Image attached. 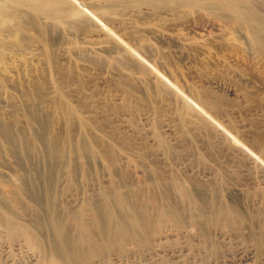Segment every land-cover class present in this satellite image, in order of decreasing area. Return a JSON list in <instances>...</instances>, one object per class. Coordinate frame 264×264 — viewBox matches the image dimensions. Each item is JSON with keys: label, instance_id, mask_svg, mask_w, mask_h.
Wrapping results in <instances>:
<instances>
[{"label": "rangeland", "instance_id": "1", "mask_svg": "<svg viewBox=\"0 0 264 264\" xmlns=\"http://www.w3.org/2000/svg\"><path fill=\"white\" fill-rule=\"evenodd\" d=\"M233 6L264 27V0H0V264H264V42Z\"/></svg>", "mask_w": 264, "mask_h": 264}, {"label": "bare ground", "instance_id": "2", "mask_svg": "<svg viewBox=\"0 0 264 264\" xmlns=\"http://www.w3.org/2000/svg\"><path fill=\"white\" fill-rule=\"evenodd\" d=\"M242 7V6H241ZM233 8V10H235L236 11V14L238 15V16H240L239 18H242V19H244V18H250V19H252L253 21H255L256 22V24H255V26H256V29H257V31L259 32V36H260V39H261V41L262 42H264V37L262 38V33H264V27H263V25H262V23L261 22H259L258 21V12H256V11H253V10H245L244 8L242 9V8H240V6H239V8H238V6L236 7V6H233L232 7ZM238 8V9H237ZM250 8H252V7H250ZM249 8V9H250ZM51 155V154H50ZM123 200V199H122ZM124 201V200H123ZM122 202V201H121ZM125 202V201H124ZM127 202V201H126ZM124 204V203H123ZM126 204V203H125ZM125 204L123 205V208L124 209H127L126 208V206H127V204H126V206H125ZM125 206V207H124ZM130 209V208H129ZM222 211V210H221ZM108 212V211H107ZM108 213H110V212H108ZM223 213H225V212H223ZM136 215H138L137 213H135ZM222 214L220 213L219 214V216H221ZM106 216H107V223H105L104 224V226H103V229H100L101 230V233H102V236H106L105 237V239H107V240H109V238L111 239H113L114 241H116V239H114V237L115 236H118V237H121L122 238V235L128 230H126V229H116L117 227H115L116 226V224H115V222L113 221V218L111 217V215L109 214V217H108V214H106ZM133 216V215H132ZM131 218H135V217H131ZM105 219V220H106ZM136 219L138 220V218L136 217ZM131 220H133V219H131ZM130 220V221H131ZM136 222V220L134 219L132 222ZM140 221V220H139ZM134 222V223H135ZM114 224V226L112 227V225ZM122 223V222H121ZM138 223H140V222H138ZM54 224V223H53ZM58 224V223H57ZM60 224V223H59ZM118 224V223H117ZM131 224V223H130ZM61 225V224H60ZM119 225H120V223H119ZM136 225V224H135ZM118 226V225H117ZM138 226H140V225H138ZM55 227V226H54ZM60 228H57V229H55V241H54V244H53V253H54V255H55V257L57 258V259H62V258H64V259H69L70 257H72L71 255H73V253L75 252V253H77L75 250H77V249H79L78 248V246L76 245V237H75V239L73 238V236L70 234V232H68L67 231V229H61L62 228V226H59ZM133 227V226H132ZM131 227V228H132ZM122 228V227H121ZM124 228V227H123ZM136 228H138V227H136ZM87 230V229H86ZM130 230H132V233L134 234V235H136L135 233H137L138 234V231H137V229H129L128 231H127V234H128V232L130 231ZM141 230V229H140ZM97 231H99V229L97 230ZM131 233V232H130ZM129 233V234H130ZM79 236H80V238H82L83 240H86V239H88L89 237H88V231H84V230H79ZM126 234V233H125ZM126 234V235H127ZM133 234H131V235H133ZM101 236V237H102ZM138 236V235H137ZM136 236V237H137ZM88 237V238H87ZM125 237V236H124ZM134 237V236H133ZM135 237V238H136ZM103 238V237H102ZM121 238H119V239H121ZM131 238H132V236H131ZM134 238V239H135ZM79 239V238H78ZM119 239H117V241L119 240ZM123 239V238H122ZM125 239H126V237H125ZM76 240V241H75ZM81 240V239H80ZM87 241V240H86ZM113 241V242H114ZM109 242V241H108ZM110 242H112L111 240H110ZM116 243V242H115ZM111 243H109L108 245H110ZM107 245V244H106ZM51 247V248H52ZM74 248H76L75 250H73ZM74 253V254H75ZM254 255H255V253H254V251H252V250H239L238 251V255H237V257H236V259H235V261H234V263H243L244 261H248V260H251L253 257H254ZM174 256L175 257H177L178 255L177 254H174Z\"/></svg>", "mask_w": 264, "mask_h": 264}]
</instances>
